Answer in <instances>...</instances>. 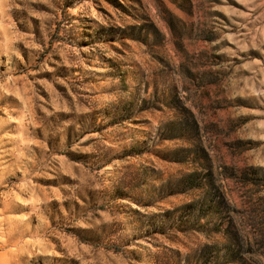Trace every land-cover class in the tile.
Masks as SVG:
<instances>
[{"label": "rangeland", "instance_id": "obj_1", "mask_svg": "<svg viewBox=\"0 0 264 264\" xmlns=\"http://www.w3.org/2000/svg\"><path fill=\"white\" fill-rule=\"evenodd\" d=\"M0 264H264V0H0Z\"/></svg>", "mask_w": 264, "mask_h": 264}]
</instances>
